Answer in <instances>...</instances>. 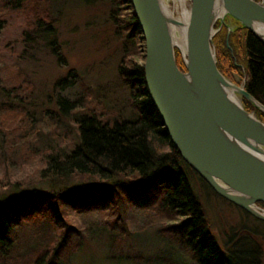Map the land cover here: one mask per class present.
<instances>
[{"label": "trees", "instance_id": "1", "mask_svg": "<svg viewBox=\"0 0 264 264\" xmlns=\"http://www.w3.org/2000/svg\"><path fill=\"white\" fill-rule=\"evenodd\" d=\"M47 1L0 0V32L8 26L11 13L22 9L33 11L32 19L26 18L29 32L22 34L24 39L30 41L29 34L40 26L51 28ZM109 3L116 32H125L118 76L129 91L135 117L111 123L108 114L99 115L93 109L80 112L81 107H76L80 112L74 120L77 140L70 151L53 154L48 149L41 156L18 139L19 121L23 111L25 118L28 112L20 105L0 103V148L6 150L0 157V264H70L86 240L94 242L101 236L108 259L124 258L131 264H259L261 249L251 237L245 235L230 248L215 237L191 179L210 187L171 144L147 95L140 63L144 45L130 2ZM228 19L234 30L227 35L223 27L213 39L217 68L233 83H237L235 77L244 79L245 91L264 105V45ZM175 60L185 71L178 50ZM3 67L0 65V74H5ZM70 80L72 84L67 86ZM75 81L79 78L71 72L57 87L71 89ZM4 91L14 97L19 94L17 89ZM241 102L264 123V113L243 98ZM31 166L38 178L25 188L27 181L22 175L20 181L14 178V173ZM139 222L142 228H155L164 243L157 253L123 252L127 238L139 235L134 232Z\"/></svg>", "mask_w": 264, "mask_h": 264}, {"label": "rangeland", "instance_id": "2", "mask_svg": "<svg viewBox=\"0 0 264 264\" xmlns=\"http://www.w3.org/2000/svg\"><path fill=\"white\" fill-rule=\"evenodd\" d=\"M167 2L173 10L171 0ZM46 7L52 26H40L36 33H30L31 42L22 36L29 32L25 22L26 18L32 19L31 10L11 13L8 26L0 32V60L3 62L0 65L5 67V74H0V103L20 105L28 112L25 118L23 111L19 121L18 139L41 156L46 155L48 149H52L53 154L70 151L77 140L74 120L83 110L108 114L112 116L111 123L135 117L129 91L118 76L125 32H116L109 18L113 7L109 0H49ZM26 14L29 16L25 17ZM55 50L61 55L63 64ZM71 72L78 76L79 82L75 81L71 89L60 91L57 84ZM235 80L241 83L240 77ZM71 84L70 80L66 85ZM4 89L19 90L18 97ZM76 107H81L80 112ZM5 151L0 148V157ZM26 170L16 169L14 173V178L20 181L22 175L27 181L25 188L38 178L32 166ZM191 186L211 221L218 242L230 248L247 235L261 249L259 264H264V224L215 196L198 179L192 178ZM140 227L141 222L136 223L134 232L139 235L127 238L123 252L134 251L147 256L164 247L155 228L141 227L139 230ZM106 255L105 240L101 236L94 242L86 240L70 264H131L124 258L110 260Z\"/></svg>", "mask_w": 264, "mask_h": 264}, {"label": "water", "instance_id": "3", "mask_svg": "<svg viewBox=\"0 0 264 264\" xmlns=\"http://www.w3.org/2000/svg\"><path fill=\"white\" fill-rule=\"evenodd\" d=\"M129 2L147 95L171 144L215 194L264 223V123L241 99L262 113L264 105L219 72L212 44L215 23L230 18L264 45V0H171L180 15L167 0Z\"/></svg>", "mask_w": 264, "mask_h": 264}, {"label": "flooded vegetation", "instance_id": "4", "mask_svg": "<svg viewBox=\"0 0 264 264\" xmlns=\"http://www.w3.org/2000/svg\"><path fill=\"white\" fill-rule=\"evenodd\" d=\"M218 23V25H219V27L217 28V32H216V34H218L219 33V31L224 27V28H226V30H227V35H229V33L231 32V30H234V28H235V26L232 24V22L228 19V18H225L222 22H217ZM215 34V35H216ZM214 35V36H215ZM213 39H214V37H213ZM213 39H212V44H213ZM236 81V80H235ZM243 81H244V79H243ZM243 81L241 80V83H235V84H237V85H242L243 84ZM245 90V89H244ZM249 112V111H248ZM255 115V114H254ZM257 205L259 206V207H261L260 205H259V203H257Z\"/></svg>", "mask_w": 264, "mask_h": 264}, {"label": "bare ground", "instance_id": "5", "mask_svg": "<svg viewBox=\"0 0 264 264\" xmlns=\"http://www.w3.org/2000/svg\"><path fill=\"white\" fill-rule=\"evenodd\" d=\"M174 12H176L177 14H179L180 15V10H179V7L176 5L175 7H174V10H173ZM176 14V15H177ZM178 19H181V16L179 17H177ZM217 22H219V21H217ZM216 22V23H217ZM215 23V24H216ZM214 28H215V25H214ZM215 29H217V28H215ZM180 31V30H179ZM176 44L180 47V48H183V46H182V37L181 36H179V37H177V40H176ZM215 51V50H214ZM216 57V56H215Z\"/></svg>", "mask_w": 264, "mask_h": 264}]
</instances>
